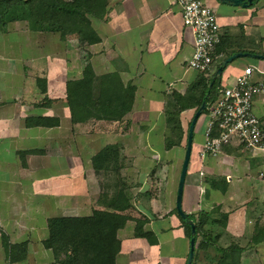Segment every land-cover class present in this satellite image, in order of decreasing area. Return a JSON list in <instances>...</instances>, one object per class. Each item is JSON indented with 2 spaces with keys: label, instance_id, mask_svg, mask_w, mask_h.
Segmentation results:
<instances>
[{
  "label": "crops",
  "instance_id": "crops-1",
  "mask_svg": "<svg viewBox=\"0 0 264 264\" xmlns=\"http://www.w3.org/2000/svg\"><path fill=\"white\" fill-rule=\"evenodd\" d=\"M204 1L214 9L221 36L232 40V49L245 47L254 53L264 52V0L245 7ZM93 28L99 41L81 47L71 28L64 34L36 31L25 20L0 26V228L10 242H27L25 258L33 248L37 249L33 251L36 254L49 250L42 245L49 217L90 215L93 209L103 208L96 203L100 183L93 158L107 144L121 148L120 173L126 181L125 175L149 176L137 187L127 181L130 195L133 189L136 191L135 197L131 195L133 205L149 218L146 227L154 219L173 215L176 184L165 193L171 206L163 212L155 209L160 214L152 210L160 203L159 195L154 199L157 202L145 204L141 196H152L148 191L152 178L161 174L158 160L160 150H166L167 131L164 111L173 103L172 92L184 93L200 75L186 67L193 51V34L182 23L175 0H107L105 15L93 23ZM220 57L217 54L208 74L215 70L214 64ZM86 63L95 75L115 73L123 84L135 86L132 107L122 119L79 117L68 106L64 97L66 83L80 78ZM245 66L264 71V58L234 66L229 62L219 84L230 72L236 76ZM255 78L262 79L264 74L256 72ZM234 80L235 77L231 83ZM252 108L264 131V91L253 97ZM187 110L191 109L182 113ZM39 116L53 117L56 124L26 125V118ZM201 148L202 145L194 156V173L187 168L189 180L183 210L189 214L215 207L214 217L226 215L223 228L215 224L216 231H220L217 245L235 243L241 247L240 264H264V241L251 240L257 230L263 233L258 237H264V150L250 152L227 144L216 156H200ZM53 153L66 162H51ZM49 168L53 172L49 171L48 176ZM57 176L60 180L54 178ZM137 191H142V195ZM172 220L167 229L160 230L177 231L182 241L179 250L167 239V249L162 252L163 242L158 234H152L153 240L147 244L155 250L154 258L133 264H185L189 238L180 220ZM129 222L132 226L124 231ZM125 226L117 231L121 246L115 264H129L121 252L122 238L129 234L140 237L134 235L132 220ZM33 237L36 245L32 244ZM25 258L9 263L0 233V264H26Z\"/></svg>",
  "mask_w": 264,
  "mask_h": 264
},
{
  "label": "trees",
  "instance_id": "trees-1",
  "mask_svg": "<svg viewBox=\"0 0 264 264\" xmlns=\"http://www.w3.org/2000/svg\"><path fill=\"white\" fill-rule=\"evenodd\" d=\"M255 1L257 0H253ZM106 5L107 0H0V26L9 21L25 20L29 28L36 31L64 34L67 28H71L79 45L86 47L99 41L93 23L104 17ZM232 46L230 38L220 36L215 53L221 54V57L214 64L215 70L231 53L253 51L245 47L232 49ZM262 54L264 55V52ZM215 70L209 74L200 72L198 79L192 82L184 93L172 92L173 103L164 111L167 127L164 137L166 149L178 145L182 136L185 148L190 120L183 129L181 113L185 109H192L194 113L207 92V102L215 97L219 85V78L213 79ZM134 91L135 86L130 83L123 84L117 74L95 75L91 65L86 63L80 78L67 81L64 97L68 106L74 109L79 117L89 115L97 120L118 121L130 111ZM55 124L56 120L50 116L26 118V125L49 127ZM122 166L123 157L118 145L107 144L102 147L93 158V167L96 174L104 178L96 199L97 205L103 208L93 209L90 215H59L47 219V234L42 239V245L51 251L54 263L115 264L121 246L117 231L124 227L128 220L134 222L135 236L153 240L150 237L152 232L146 229L149 218L133 205L128 191L129 184L120 173ZM173 209L176 211L175 206ZM215 211V207L211 211L199 209L188 215L195 224V248L191 264L194 258L198 261L200 252L208 259L206 264H240L241 247L235 243L225 247L217 245L220 231H216L215 224L220 229L223 228L226 215L214 217ZM177 215L189 238L190 226L178 213ZM0 233L7 261L12 263L24 259L27 242L12 243L1 228ZM261 233V230H257L251 240L264 241V237L257 235Z\"/></svg>",
  "mask_w": 264,
  "mask_h": 264
},
{
  "label": "built area",
  "instance_id": "built-area-1",
  "mask_svg": "<svg viewBox=\"0 0 264 264\" xmlns=\"http://www.w3.org/2000/svg\"><path fill=\"white\" fill-rule=\"evenodd\" d=\"M180 8L182 23L193 34V51L186 67L207 72L216 58V44L221 31L214 9L204 0H175ZM263 73L253 66H245L233 83L219 84L215 97L207 102L206 127L200 156H216L220 148L236 144L250 152L264 150V131L254 114L253 97L264 91Z\"/></svg>",
  "mask_w": 264,
  "mask_h": 264
},
{
  "label": "rangeland",
  "instance_id": "rangeland-1",
  "mask_svg": "<svg viewBox=\"0 0 264 264\" xmlns=\"http://www.w3.org/2000/svg\"><path fill=\"white\" fill-rule=\"evenodd\" d=\"M44 48V47H42ZM242 61H251L252 63H257L260 61V59L258 58H252V57H247V56H240V57H236L235 59H233L230 62V66H234L239 62ZM234 74L233 72H230V74L222 80V84H230L233 79H234ZM38 81H42L41 79ZM192 109L191 110H187L184 113H182V122H183V126L182 128L185 129L187 127V123L190 120V118H192ZM203 113V112H202ZM71 118H74V113H72L71 111ZM158 121H161V119H158ZM205 127H206V119L204 117L203 114H201L194 126L193 129V134H192V147H191V154H190V159H189V164H188V170H191L194 173L195 168L197 167L196 164L193 163L194 160V156L195 153L197 152L198 147H201L202 142H203V135H204V131H205ZM183 144H184V136H182L181 141L178 145L172 146L168 149H163L160 150V159L158 160V164H159V170H160V175L156 177H153L152 179V186L151 189L148 190L149 192H152V196L150 195H142V191L138 192V195H142L141 196V202H143L145 204V202H157L155 199V196L159 195V200L160 203H158V207L157 208H153L152 210H154V213L156 212L157 214H160V210H162L161 212H163L166 207H170L171 204L169 202V204L166 202L165 199V193L168 194L170 192V189L172 190L173 186L176 184L177 185V180H178V175H179V170H180V165H181V161L183 158V153H184V148H183ZM51 154V153H50ZM51 157V156H50ZM51 162L57 163L59 165H61V162H66L65 159H62L61 157H57L55 153L52 154L51 157ZM56 167H59L58 165H56ZM52 168V167H51ZM51 168L48 169V172L51 171L53 172V169L50 170ZM56 168L54 167V170ZM51 172L48 173V176L51 174ZM192 173V174H193ZM127 178V181L129 183H133L136 184L134 185V187H137L138 185L140 186L142 184V181L146 180V178L148 179L149 176H129V175H125ZM58 180L59 177H54ZM102 178V179H101ZM96 179L98 181V183H101V181L104 179L102 175H98L96 174ZM188 174L185 177V181H184V204L182 205V209L183 206L186 205V199L185 196L187 198L186 195V190H187V186H188ZM64 182V180H63ZM81 182V180L79 179L78 184ZM141 183V184H140ZM138 184V185H137ZM79 187V185H78ZM134 189L131 191V195L132 197L134 196ZM136 192V191H135ZM135 199V198H134ZM169 205V206H168ZM174 208V206H173ZM172 208V209H173ZM90 209V207L88 206V210ZM155 209H157V211H155ZM173 215L167 216L164 219H154L152 221V223L150 225H148L146 228L150 229V231L152 232L153 236H156L158 234L160 241L163 242V247H162V252L165 251V248L167 249L166 245V240L170 239L174 246L176 247V250H179V248L182 245V241H180L179 238V234L177 233V231H175V229H170V230H166L167 233H163L161 232V228H168L173 220L172 218H177L179 219L176 211L173 209L172 211ZM180 220V219H179ZM132 226V222H129L125 227H124V231H126L128 228H130ZM121 234V232H120ZM32 244L35 243L36 245V238H32ZM150 241V238L147 237H133L131 234H129L128 237H124L122 238V248H121V252L124 253V255L126 256V262H128L129 264H133V262L135 261H141L143 260V258H147L149 261H152V259L154 258L155 255V250L153 249V247H150L147 243ZM32 252L31 254H29L25 259H26V264H56L52 261V257L50 255L49 250L48 251H42L43 253H33V251L37 252V249L33 248L31 249ZM199 259L198 261H196V258H194L193 260V264H206L208 260L207 258H205L204 253L200 252L199 254ZM146 261V260H145Z\"/></svg>",
  "mask_w": 264,
  "mask_h": 264
},
{
  "label": "water",
  "instance_id": "water-1",
  "mask_svg": "<svg viewBox=\"0 0 264 264\" xmlns=\"http://www.w3.org/2000/svg\"><path fill=\"white\" fill-rule=\"evenodd\" d=\"M218 1L232 5V6L241 5L243 7L253 2V0H218ZM240 56H247V57L258 58V59L264 58V55L254 53V52L237 51V52L231 53L216 68L213 79L219 78L220 80L221 73L223 69L227 66V64L231 62L233 59H235L236 57H240ZM208 94L209 92L206 93V96L203 98V100L201 101V104L194 111L192 118L190 119V122L187 128V136H186V143H185L183 158L181 161L178 180H177V186H176V194H175L176 212L190 226L189 250H188L186 260H185V264H191L192 259H193V253H194V248H195V224L192 221V219L188 216L189 214L182 209V204H181L182 203V193H183V186H184L185 176H186V172L188 168V163L190 159V154H191L193 129H194V126H195V123L198 117L202 114V112L206 108V105H207L206 98Z\"/></svg>",
  "mask_w": 264,
  "mask_h": 264
}]
</instances>
